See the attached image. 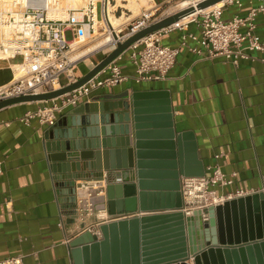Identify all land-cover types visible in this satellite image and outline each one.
Returning a JSON list of instances; mask_svg holds the SVG:
<instances>
[{"label":"crops","instance_id":"1","mask_svg":"<svg viewBox=\"0 0 264 264\" xmlns=\"http://www.w3.org/2000/svg\"><path fill=\"white\" fill-rule=\"evenodd\" d=\"M113 1L115 3L108 0L106 8L111 7L112 14L123 26L136 16L134 9H159L169 0ZM261 4L264 0H242L241 6L228 4L223 18L245 16L251 8ZM86 5L85 2L83 7ZM256 24L258 36L264 38V13L256 17ZM188 31L198 33L196 25L190 24L188 30L168 32L164 42L179 47ZM188 43L194 44L190 38ZM141 48L140 43L130 46L118 59L125 74L135 72L131 56ZM251 55L240 58L239 65H235L224 57L208 58L180 46L176 64L165 79L137 83L130 77L117 86L99 88L89 99L61 112L58 121L102 95L166 90L171 99L174 128L179 133H192L188 142H196L197 157L205 175L212 173L210 166L218 164L232 180L226 186L216 187L217 195L227 197L238 191L244 192L241 196L264 193V62L261 53L253 51ZM105 56L85 58L75 66L74 75L78 79L86 75ZM22 63V55L0 57V87L16 79ZM98 75L104 76L105 72ZM40 105L41 101H29L0 109V159L3 161L0 260L21 258V264H73L72 239L86 230L100 235V225L132 215L109 214L106 191L94 194L90 198L93 205L89 206L85 192L75 193L66 183L58 184L60 173L53 171V165L66 160L65 152L47 149L49 140L45 134L53 127L41 125L36 119L30 124L21 121L26 112ZM103 152V149L80 150L79 159L97 158L102 163ZM108 159L122 167H131L135 161L132 148H117L112 154L109 151ZM90 179L95 177L76 179V187ZM196 230L199 239L203 235L207 237L208 228H203L200 220L196 221Z\"/></svg>","mask_w":264,"mask_h":264},{"label":"water","instance_id":"2","mask_svg":"<svg viewBox=\"0 0 264 264\" xmlns=\"http://www.w3.org/2000/svg\"><path fill=\"white\" fill-rule=\"evenodd\" d=\"M219 1L202 0L165 16L118 40L117 47L76 82L48 93L0 100V109L65 94L98 75L146 35ZM114 37L118 39L116 33ZM52 127L45 134L47 149L65 152L66 160L53 165L60 173L58 184L66 183L76 193V179H100L106 172L121 179L105 188L108 213L132 215L100 225V235L86 230L72 239L73 264H264L263 192L228 199L189 216L180 210L182 177L204 176L205 169L196 142H188L192 133L174 128L168 91L102 95ZM117 148H132L131 167L109 162L108 152ZM87 149H103L102 163L97 158L80 160V150ZM198 220L208 228L207 237L198 238Z\"/></svg>","mask_w":264,"mask_h":264},{"label":"built area","instance_id":"3","mask_svg":"<svg viewBox=\"0 0 264 264\" xmlns=\"http://www.w3.org/2000/svg\"><path fill=\"white\" fill-rule=\"evenodd\" d=\"M233 3L241 6L242 0H228L221 7L197 14L185 22L181 21V18L168 27L146 35L132 45L134 47L138 43L142 45V48L131 56L135 64V72L132 75L123 72L118 62L121 54L102 70L105 72L104 76L96 75L65 94L49 100H40L42 105L26 112L21 121L30 124L36 119L41 125L55 126L61 112L68 107L77 106L82 100L89 99L99 88L117 86L130 77L137 83L163 80L176 64L180 46H186L200 56L224 57L235 65H239L240 58H249L252 56L251 52L255 51L262 54L261 60L264 62V38L258 36L256 24V17L259 13H264V4L251 8L245 16L237 14L230 19H224L225 6ZM16 5H20L23 10H2L0 7V29L3 31V37L0 39V57L22 55L23 63L18 69L20 75L17 74L14 81L0 87V100L48 93L76 82L78 77L74 75L73 70L89 55L82 59H74L73 47L83 39L95 35V10L99 9L103 21V1L89 0L85 7L70 8L64 18L48 15L49 5H56V0H35L30 5L22 1ZM157 10L145 9L130 20L123 29V32L125 29L127 31L121 34L124 38L119 40L118 37V40L124 41L160 20L161 18H154ZM190 24L196 25L198 33L193 31L185 33L179 47H172L164 42V36L168 32L173 29L188 30ZM6 30L9 31L8 34ZM189 38L194 44L188 43ZM117 42L107 50L106 55L117 47ZM209 169L212 171L210 175L182 177L183 206L180 210L184 215L204 211L224 202L226 198L244 194L243 191H238L227 197H219L216 187L226 186L232 183V180L226 177L218 164L210 166ZM2 173L3 161L0 159V175ZM112 181L121 179L112 178L105 172L103 178L83 181L77 185L76 190L85 192L89 199L88 205L92 206L90 198L92 199L94 194L103 193L107 184ZM21 263V258L0 260V264Z\"/></svg>","mask_w":264,"mask_h":264},{"label":"bare ground","instance_id":"4","mask_svg":"<svg viewBox=\"0 0 264 264\" xmlns=\"http://www.w3.org/2000/svg\"><path fill=\"white\" fill-rule=\"evenodd\" d=\"M25 2L28 5H30L31 3L33 4L35 2V0H12L11 2H7V9H10L13 11V6L16 5L18 2ZM78 1V0H77ZM104 3V13L102 14L103 17V21L105 23V28L107 27L109 30V32H100V39L97 40L94 43H89L87 42V38L83 39L81 42H78L74 45L73 47V51H72V56L74 59H82L84 57H86L87 55L93 53L94 51L106 47L111 46L113 47V45L118 41V39H116L114 37V33L117 34V36L119 37V40H122L124 37L121 36V33L123 32L124 29V25L122 26V24L120 25L119 20L112 14L111 12V7L109 6V9L106 8V5L108 3V0H102ZM202 0H182L180 2H178V4L176 5V9L177 10H182L185 9L189 6L192 5H196L198 2H200ZM228 0H221L211 6H208L206 8L203 9H197L194 12H191L190 14L184 16L181 21H187L190 18H192L193 16L200 14V13H204V12H208L212 9H216L218 7H221L224 3H226ZM59 4V1L56 0V5ZM56 5L52 6L49 5L48 7V15L49 17H55L53 15L54 13V9H57ZM9 7V8H8ZM54 7V9H53ZM73 9H77V8H73ZM99 10H95V16H94V20H95V32L99 31V27L100 24H102L101 22V14L99 17ZM81 15V14H80ZM8 31V30H7ZM9 32V31H8ZM8 34V33H7ZM126 37V36H125Z\"/></svg>","mask_w":264,"mask_h":264},{"label":"rangeland","instance_id":"5","mask_svg":"<svg viewBox=\"0 0 264 264\" xmlns=\"http://www.w3.org/2000/svg\"><path fill=\"white\" fill-rule=\"evenodd\" d=\"M11 1L12 0H0V7H1V9L2 10H10V9H7L6 6H8L7 5V2L9 3ZM57 1H59V4L56 5L57 6L56 7L57 9H54L55 6L53 7V9H54L53 15L55 16V18H58V17L64 18L68 14V12H67L68 9H70V8H81L85 4V2L88 3V1H85L84 2L82 0H78V1L77 0H57ZM97 1L100 2V0H97ZM129 1L130 2H138L139 0H123L122 2H125L126 3V2H129ZM180 1H182V0H169L167 3H165L162 6H160L159 9L156 8V7H153V9H158L155 12L154 18L160 19V18H163L165 16H168V15H170L172 13H175V12L179 11V10L176 9V5ZM111 2L112 3H115L113 0H111ZM99 7H100V4H99ZM13 10L19 11V10H23V8H21L20 5H14L13 6ZM143 11L144 10H140V7L138 9H134V15L137 16L138 14H140ZM114 13L116 15H120V12H118L117 10H114ZM129 21H127L125 23L124 28H125L126 24ZM101 22H102V20H101ZM100 26H103L104 28H99V31H97L94 36H92L91 38H87V42L94 43V42H96L97 40L100 39V32H109L108 31L109 29L107 27L105 28V23L102 22V24H100ZM126 31L127 30L125 29L124 32H122L121 34H124ZM6 33H8L7 30H6ZM2 37H3V31L0 29V39ZM68 37L69 38L71 37L70 34H68ZM110 48H112V47L107 45L106 47L100 48V49L94 51L93 53L89 54V56H95L97 58L103 57V56H105L107 54V52H108L107 50L110 49ZM21 67H19V68H21ZM18 75H20V74H18Z\"/></svg>","mask_w":264,"mask_h":264}]
</instances>
